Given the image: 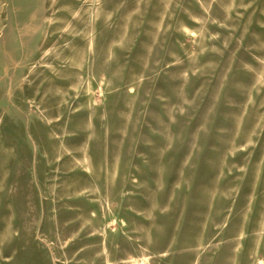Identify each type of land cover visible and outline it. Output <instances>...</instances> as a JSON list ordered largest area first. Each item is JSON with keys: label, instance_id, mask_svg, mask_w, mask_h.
<instances>
[{"label": "rangeland", "instance_id": "obj_1", "mask_svg": "<svg viewBox=\"0 0 264 264\" xmlns=\"http://www.w3.org/2000/svg\"><path fill=\"white\" fill-rule=\"evenodd\" d=\"M0 264H264V0H0Z\"/></svg>", "mask_w": 264, "mask_h": 264}]
</instances>
